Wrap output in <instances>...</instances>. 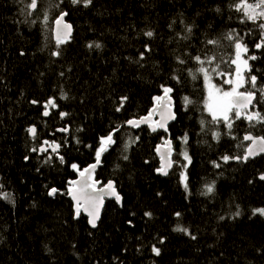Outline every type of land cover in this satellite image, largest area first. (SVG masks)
Listing matches in <instances>:
<instances>
[{
  "label": "trees",
  "instance_id": "16d2710c",
  "mask_svg": "<svg viewBox=\"0 0 264 264\" xmlns=\"http://www.w3.org/2000/svg\"><path fill=\"white\" fill-rule=\"evenodd\" d=\"M244 1L37 0L32 10L31 0H0V264H264V215L255 211L264 209V154L235 161L247 133L264 137V122L234 112L231 129L213 121L198 71L227 87L235 43L246 44L264 116V48L254 47L264 21L237 10ZM62 12L74 30L58 43ZM165 87L177 119L174 166L162 176L156 150L167 133L126 122L148 114ZM118 129L95 179L114 180L123 202L107 200L91 229L83 214L75 218L67 189ZM47 140L57 153L38 150Z\"/></svg>",
  "mask_w": 264,
  "mask_h": 264
},
{
  "label": "snow or ice",
  "instance_id": "6c2138e0",
  "mask_svg": "<svg viewBox=\"0 0 264 264\" xmlns=\"http://www.w3.org/2000/svg\"><path fill=\"white\" fill-rule=\"evenodd\" d=\"M73 4H79V3H83L85 7H87L88 5H90L92 3V0H72ZM29 7L31 9H36L37 7V0H31V3L29 5ZM256 9H262L260 11H256ZM237 10H241L244 12V15L247 17V19L252 20V21H256L258 19L264 20V0H259L258 3H254V4H248L245 0L244 3H241L240 5L237 6ZM64 15H67V13H63L60 15V17L58 19L55 20V25L57 28V42L58 43H63L64 41L60 39L59 36V27L63 21V17ZM260 27L262 29H264V23L260 24ZM64 28L66 29H71V25L68 24H64ZM188 32H191L192 29L189 27L187 29ZM146 35L148 37L153 36V33L151 31L147 32ZM229 39H234V37H232L231 35H229L228 37ZM207 43L209 44H215V41L209 40ZM92 45H89V47H91ZM96 47H100L99 44L96 45ZM257 49L260 48H264V37H262L260 39V41L258 43L255 44L254 46ZM235 49H236V59L232 61L233 64H236V79H228L227 81H225L228 84L233 85L232 90L231 91H225V92H221V90L219 88H217L215 85L211 84V77L209 75V71L207 68L205 67H200L199 68V72L203 74L205 82L208 84V96H209V103L207 104V110L208 112L212 115L213 121L219 122L221 119L226 123V126L231 129L232 124L229 118V113L235 111V115L236 118H240L241 114L243 113L245 119H247L249 122L251 121H257V122H264V116H261V114L259 112H249V106L252 105V102L255 98V94L253 92L250 91H246V92H239L238 89L240 87H243L245 84V78L242 74L243 70H247V71H251V68L248 65V60L246 59H242L241 58V53H247L248 49L246 46H244L241 42H236L235 43ZM195 59L201 64L203 65L205 63L204 60H201L199 56L195 57ZM214 59V58H213ZM249 59L251 60H255L257 59V57L255 55L249 57ZM183 62V61H181ZM211 59L208 60V63H211ZM256 77L255 76H251L250 80L248 81L249 83H251V85L253 87H255L256 84ZM173 90L171 88H164V96L161 97H156L157 102L159 101H166L168 104H170L171 100H170V96L169 94L172 92ZM66 98V97H65ZM121 104L119 107H117V111L120 110L121 107H123V101H125L127 99V97H121ZM185 104L191 103V101L185 97ZM32 103H37V101H32ZM48 106L51 107H56L54 100H49L48 104L45 105V107L47 108ZM153 111L155 112L156 110L153 109ZM49 114L48 111H45L43 113V115L47 116ZM67 115V113H61V116H65ZM150 116L146 117L144 119H142L141 121L137 122V121H128L129 124H132L133 126H139V123H148L150 120ZM171 118H175L174 115ZM160 127H164V124L161 123ZM67 129H62V131H66ZM28 131L35 136L36 133V129L35 127L29 128ZM153 131H155V128H153ZM244 140H248L251 141L252 144L251 146L248 147L247 149V154L244 155L243 157H237V159H243L245 161H247L250 157H254L256 155H259L261 153H264V137H254L251 134L246 135L244 138ZM113 139H112V135L110 134L109 136H107L106 138H102V146L101 148L97 151L96 154V158H97V163H99L100 160V155L103 151L106 150V148L104 147L105 145L111 144L113 143ZM59 148V145H53L52 146V150L55 152L57 149ZM36 149H33V151H35ZM46 150V149H45ZM126 158V157H125ZM185 159L189 160V163L191 162L189 157L187 156V153H185ZM225 161H227L228 159H230V157L225 156L223 158ZM60 160L63 161V157H60ZM170 166V165H169ZM219 165H217L218 167ZM73 168H76V165H72ZM96 167V165H92L91 169H86L85 171H91L94 170ZM159 171L164 174L167 175V171L165 170L164 167H161L159 169ZM84 172H81L80 175L84 176ZM260 179L264 180V175H262L260 177ZM73 183V188L70 189L72 195H73V199L76 200V215L79 216L80 214V202L81 199H84L85 204H88L90 207H92V211H89L88 207H85L84 211L88 212V215L90 217H92V219L89 221V223H91V225L93 227H96V221L99 219V213H98V207H97V201H101L102 202V198L103 195H115L117 200H120L119 195H117L115 193V190L113 188L112 183L110 182L107 186V188L110 191L105 192L104 190H100V192L98 194H94L95 193V182L92 183H86L83 188L77 189L76 185L78 182H72ZM185 187H187V185L185 184ZM87 188H91L93 191L91 192H87V194H85V189ZM213 189L211 186L208 187V191L211 192ZM57 192V189L52 188L49 192V195H55ZM256 212H258L261 215H264V209H257L255 210ZM146 215H151V213H146ZM177 215H179V213H177ZM236 215H239V212L236 213ZM178 231H187L186 229L183 228H178ZM193 239H195V237H192ZM153 251L155 252L156 255L160 254V249L158 248H153Z\"/></svg>",
  "mask_w": 264,
  "mask_h": 264
},
{
  "label": "water",
  "instance_id": "95a60500",
  "mask_svg": "<svg viewBox=\"0 0 264 264\" xmlns=\"http://www.w3.org/2000/svg\"><path fill=\"white\" fill-rule=\"evenodd\" d=\"M32 10H35V9H32ZM63 13H67V12H62V13H60V15L63 14ZM60 15L56 19H58L60 17ZM67 16H68V13H67V15H64L63 21H62V23H61V25L59 27V36H60L61 40H69L72 37V34H73L74 26H73L72 21H69L67 19ZM55 20H54V22H55ZM64 24L71 25V29L69 30V29L64 28ZM52 33L54 34L55 40H57V28H56L55 23L53 24ZM161 96H164V93L162 95H160V97ZM169 96H170V100H171L170 104H168L166 101H163V100L157 102V100L155 99V104L150 108V111L148 112V114L142 115V116H140V118H131V119H129V121H137V122H139L142 119L150 116L151 118H150L148 123H139V126H133L132 124H129L128 121L126 122V126L127 127L133 128L136 131L140 130L141 127H148L152 131H153V128H155V131L160 130V131H164L165 133H167L168 138L164 142H162L160 145H158L157 150H156V153L159 156V165H160V167L157 170V173L162 175V176H164V174H162L159 171V169L161 167H164L165 170L167 171V174H168L172 170V168L174 166V164H173V147H174V143L172 142V139L170 137L171 133L169 131V128L172 125V123H174L175 120L177 119V113L175 111V101L173 99V96H172L171 93L169 94ZM153 109H155L156 111L154 112ZM173 115L175 117L174 119L171 118ZM161 123L164 124V127H160ZM62 129H67V130L66 131H62ZM119 129L115 130V131H113L111 133L112 139L114 137L113 134L116 133L117 131H119ZM69 130H70V128L68 126L66 128L59 127L57 129V132H61V133L66 134V133L69 132ZM249 134H251L254 137H263L261 135L255 136L252 133H247L246 135H249ZM30 135L33 136L31 133H30ZM245 141L247 142L248 140H245ZM251 144H252V142L248 141V145H247L246 152H245L244 155L247 154V149H248L249 146H251ZM53 145H59V144L57 142L44 144L38 150H40L41 152L50 151L51 153H57L59 149H57L54 152L52 150V146ZM109 145L110 144L104 146L106 148V150L101 153L99 163H97V159H96L94 162H91L88 166H86L83 169L79 170L77 177L74 178L72 181H70L69 188L67 189L68 197L71 198V200L74 203L75 218L79 219L81 214H83L87 218V222L89 223V221L92 219V217H90L88 215V212L84 211V209H85V207H88L89 211H92L93 209L88 204H85L84 199L82 198L81 202H80V214H79V216L76 215V203L77 202H76V200L73 199V195H72V193L70 191V189L73 188V183L72 182H78L77 185H76L77 189L83 188V186L86 183L95 182V193L94 194H98L100 192V190H104L105 192L110 191L107 188V186H108V184L110 182L112 183L113 188L115 190V193L117 195H119L120 200H117L115 195H107V194L103 195L102 202L101 201H97L99 219L96 221V227H93L91 225V223H89V226L91 227V229L92 228L93 229L97 228V226H98V224L100 222L99 220L101 219L102 213L104 211L103 209L105 207V204H106L107 200L115 199L116 202L119 205H122V202H123L122 196L119 193L118 188H116V183H115L114 180L108 181L106 183H102V181H99V180L95 179L96 172L99 170V167L102 164L103 155L109 149V147H110ZM261 154H264V153H261ZM261 154H259V155H261ZM243 156H241V157H243ZM257 156L258 155L254 156V157H250V158H255ZM237 160H239V159L235 158V161H237ZM241 160H243V159H241ZM243 161H245V160H243ZM92 165H96L94 170H91L90 172L89 171H85L86 169H91ZM81 172L85 173L84 176L80 175ZM84 191H85V194H87V192H91L93 190L91 188H87ZM50 196H54V195H50Z\"/></svg>",
  "mask_w": 264,
  "mask_h": 264
},
{
  "label": "rangeland",
  "instance_id": "374dc122",
  "mask_svg": "<svg viewBox=\"0 0 264 264\" xmlns=\"http://www.w3.org/2000/svg\"><path fill=\"white\" fill-rule=\"evenodd\" d=\"M245 2V1H244ZM244 2H242V3H244ZM259 1H257V2H251V4H254V3H258ZM248 3V2H247ZM248 4H250V3H248ZM260 10H262V9H256V11H260ZM258 20H260L261 21V19H258ZM264 20H262V22H263ZM264 23V22H263ZM241 58L242 59H246V60H248V62L250 61V59H249V56L248 55H244V53H241ZM236 59V52H235V57H234V60ZM235 66H236V64H235ZM243 71H245V70H243ZM234 74L233 75H231V76H226L227 78H226V80L225 81H227L228 79H233V80H235L236 79V68H235V70H234V72H233ZM243 73V72H242ZM209 75H210V77H211V84H213V85H215L217 88H219L220 90H221V92H225V91H231L232 90V87H233V85H231V84H228V86L227 87H222V86H220V84H218L217 82H216V80L214 79V77H212V75H211V73H209ZM203 78H204V76H203ZM204 83H205V88H206V108H207V104L209 103V96H208V84L205 82V79H204ZM232 113V112H231ZM231 113H229V117H230V115H231ZM179 153H181V155L182 156H184L185 155V150H184V152L183 151H180ZM188 154V153H187ZM186 161H187V159H186ZM186 180V175H185V178H184V181Z\"/></svg>",
  "mask_w": 264,
  "mask_h": 264
},
{
  "label": "flooded vegetation",
  "instance_id": "af4514ba",
  "mask_svg": "<svg viewBox=\"0 0 264 264\" xmlns=\"http://www.w3.org/2000/svg\"><path fill=\"white\" fill-rule=\"evenodd\" d=\"M244 46H246L247 47V45L246 44H244V43H242ZM248 49V48H247ZM248 55V53H244V55ZM248 65H249V62H248ZM249 67H250V65H249ZM234 74V73H233ZM232 74V75H233ZM243 76H244V78H245V84H244V86L243 87H240L239 89H238V91L239 92H246V91H250V92H253L254 94H255V98H254V100H253V102H252V105H250L249 106V109H248V111L249 112H253V111H255L256 112V110H257V107H256V95H257V93H258V90L256 89V87H253L252 85H251V83H249L248 81L250 80V76H248V71L247 70H245V71H243ZM234 113H235V111H233ZM243 114V113H242ZM241 114V115H242ZM49 144L50 142L47 140V141H45V144Z\"/></svg>",
  "mask_w": 264,
  "mask_h": 264
},
{
  "label": "bare ground",
  "instance_id": "6f19581e",
  "mask_svg": "<svg viewBox=\"0 0 264 264\" xmlns=\"http://www.w3.org/2000/svg\"><path fill=\"white\" fill-rule=\"evenodd\" d=\"M205 68H206V67H205ZM61 128H65V127H61ZM169 131H170V130H169ZM167 138H168V136H167ZM167 138H166V139H167ZM166 139H164L162 142H164ZM160 144H161V143H160ZM160 144H159V145H160ZM187 156H188V154H187ZM188 157H189V156H188Z\"/></svg>",
  "mask_w": 264,
  "mask_h": 264
}]
</instances>
